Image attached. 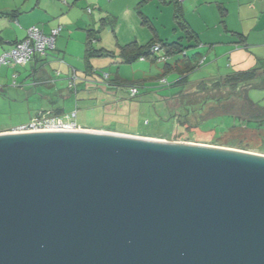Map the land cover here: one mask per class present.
<instances>
[{"label": "water", "instance_id": "water-1", "mask_svg": "<svg viewBox=\"0 0 264 264\" xmlns=\"http://www.w3.org/2000/svg\"><path fill=\"white\" fill-rule=\"evenodd\" d=\"M0 264H264V158L0 133Z\"/></svg>", "mask_w": 264, "mask_h": 264}, {"label": "rangeland", "instance_id": "rangeland-1", "mask_svg": "<svg viewBox=\"0 0 264 264\" xmlns=\"http://www.w3.org/2000/svg\"><path fill=\"white\" fill-rule=\"evenodd\" d=\"M37 1L10 0L8 3L15 4L20 11H25ZM46 5H49L50 13L55 14L53 20L57 22V26L61 25V16H66L70 22H79L80 25L70 28L62 22L64 31L61 35L66 34V38H72L69 43L74 47V54L84 53L85 45H81V41L86 37L88 30H92V45L97 53L107 50L111 54H95L88 62L86 56H67L66 60L78 69L79 77L75 88L69 86L65 72L59 74L61 76L57 74V65L52 69L56 83L49 89L38 78H35V82L26 83V76L31 72L30 66L28 69L20 65L0 67V75H4L1 79H5V82L0 81V84L5 85V91L0 93V130L8 129L0 133L30 122L41 110L62 107L64 112L61 116L65 121L74 120L84 130L152 138L182 145L197 144L235 149L264 157V127L258 130L241 127L221 131V126L224 125H218V122L224 119L221 118L223 116L213 118L225 111L215 109L213 101H209L202 110L195 109L189 114L184 112L181 124L176 118H168L171 110L166 101L167 97L179 94L185 89L174 84L180 75L174 70L166 71V64H173L179 58L182 60L183 51L173 54L167 60L148 57L133 63L121 61V46L130 43L128 41L123 44L122 39L130 40L129 34L134 33V37L141 36L142 41L146 40L143 45L155 36V30L163 40L174 41L180 38L183 33L178 25L174 3L162 0H67L65 4L62 0H40L41 9ZM38 11L39 7L35 12ZM115 17L118 18L116 23ZM134 18L138 21L135 22ZM117 33L120 42L117 40ZM182 45L188 55L197 51L196 46L188 47L186 40H182ZM164 52L162 49L156 56L160 57ZM246 53L248 56L240 66L248 70L255 66L257 58L247 51ZM221 65L228 70L232 69L227 67L225 59ZM213 68V62H207L204 58L201 67L191 73V84L210 76ZM7 70L10 72L7 73ZM15 75L18 76L14 77ZM161 78L166 82L161 83ZM111 82L124 83V86H113ZM131 82L137 84L140 91L134 98L130 97L129 89L125 86ZM246 94L253 102L264 106V78L248 87ZM238 104L240 107L241 103ZM74 111L77 112L76 117L71 116ZM235 112L240 114L237 110ZM112 114L121 121L131 116L148 120L149 125L141 122L138 127H130L116 122V119L110 120ZM142 129L160 130L167 137L145 136L139 133Z\"/></svg>", "mask_w": 264, "mask_h": 264}, {"label": "crops", "instance_id": "crops-1", "mask_svg": "<svg viewBox=\"0 0 264 264\" xmlns=\"http://www.w3.org/2000/svg\"><path fill=\"white\" fill-rule=\"evenodd\" d=\"M8 1L10 0H0V55L4 51L10 50L17 41L23 39L29 27L37 25L42 28L44 32L49 33L52 28L57 26V22L54 21L55 18H53L55 14L53 15L50 13L49 5L41 9L39 6L40 0L25 11L18 10L15 4L8 3ZM180 4L184 19L187 21L190 28L198 34L199 42L196 46L197 51L194 53H199V57L205 58L207 62L208 60L213 62L214 68L211 69L210 76L204 77V79L226 76L235 71L245 70L243 67L241 68L240 65L248 56L246 51L255 55L257 62L254 67L261 68L260 78H264L262 74L264 73V0H183L180 1ZM38 7L39 11L35 12ZM7 12H14L15 15L9 16L4 14ZM89 13L93 14L92 11H89ZM132 15L134 16V14ZM65 17L66 16L59 17L61 25L62 22L67 25V28L80 25L78 21L73 23L68 21ZM116 19L118 18L115 17V23ZM136 20L137 19H135V22ZM62 27L61 33L56 38L55 49L51 50L45 56H38L34 61L23 66L24 69H28L29 66L31 69V72L26 76V83L31 81L35 82V78H38L48 89L53 87L56 80H54L52 69H54L53 67L56 65L59 67V69L56 70L58 75H62L65 72L64 74L67 75L69 79L73 70L78 74V69L72 66L66 58L67 56L70 58L74 56L85 57L89 30L84 40L81 41V45H85L84 53L74 54V47H71L69 43L72 38H66V34L61 35L64 31V26L62 25ZM155 32V35L160 38L158 32L156 30ZM72 34L71 32V35ZM71 35L70 37H72ZM133 35L134 33L131 35L129 34L130 40L126 41V39H122L124 41L123 44L128 41H136L140 45L145 43L144 41L146 40L142 41L141 36L136 35L134 37ZM117 40L120 42L118 33ZM204 49L207 51L205 52ZM224 59L227 60V67H231L232 69L228 70L222 67L221 64H223ZM248 61H250V59ZM9 72L10 71L7 70V73ZM19 74L21 76V73ZM3 76L4 75H0V81L5 82V79H1ZM17 76L18 75H15L14 77ZM177 80H179V78ZM4 91L5 85L0 84V93ZM169 102L167 103L168 106ZM254 103L257 104L255 101ZM170 104L172 105L171 102ZM57 108L63 110L62 107ZM5 130L8 129H2L0 131Z\"/></svg>", "mask_w": 264, "mask_h": 264}, {"label": "trees", "instance_id": "trees-1", "mask_svg": "<svg viewBox=\"0 0 264 264\" xmlns=\"http://www.w3.org/2000/svg\"><path fill=\"white\" fill-rule=\"evenodd\" d=\"M164 2L174 3L176 5V18L178 19V25L180 30L182 31V35L178 40L169 41L158 38L155 35L147 44L140 45L138 42L133 41L121 46L120 57L123 63H133L137 60H140L142 57L148 58L153 57L155 60H164L172 57L173 54L177 52H182L184 58L182 60L176 59L173 64H166V71L168 70H176L179 74H181L179 80H177L174 84L182 86L185 90L181 91V93L176 94L172 97L167 98V103L169 102V110H171L168 118H176L177 121L181 122V116L185 114H189L195 109L202 110L210 103L209 101H213L216 105L215 109H224V113L221 115H216L213 119L221 117L223 120L218 122V125L223 124L224 127L221 126V131L226 130L228 128H248V129H262L264 127V107L254 103L246 94V90L251 85L255 84L257 80H260L261 76V68L253 67L248 70H240L232 72L226 76H219L215 78H207L198 81L195 84H191L190 75L197 68L201 67L203 57H199V53H194L192 55H188L186 51H184L182 40H186V42L190 46H197L199 42L198 34L196 31L190 28L187 21L183 17L182 8L180 1L177 0H162ZM6 15L12 16L15 15L14 12L4 13ZM177 30V29H176ZM92 30L88 31V40H87V49H86V59L87 62L90 60V57L95 56V54L103 55L104 53L111 54L110 51H100L97 53V50L94 49L92 45V40L94 36L92 35ZM93 36V37H92ZM244 43V42H243ZM159 44L161 46V50L164 49V54L160 57L156 56V53L151 52L152 46ZM90 68V64L88 65ZM260 78V79H259ZM111 85L115 86H124V83H114L111 82ZM125 86L130 89L132 86H135L139 90V86L135 83H127ZM186 87H188L186 89ZM140 91L135 96H130L131 98L136 97ZM130 94V92H129ZM201 97V98H200ZM169 100V101H168ZM240 107H239V104ZM235 110L239 111L235 112ZM54 113L57 115H62L63 110L61 108L53 109ZM243 115V116H242ZM185 116V115H184ZM116 119L112 114L110 120ZM134 117H128L127 119L121 121L118 118L115 120L119 121L130 127H138L139 123L144 122L148 123V120H142ZM228 121V123H227ZM181 124V123H180ZM145 136L166 138L160 130L158 131H148L147 129H142L140 132Z\"/></svg>", "mask_w": 264, "mask_h": 264}, {"label": "built area", "instance_id": "built-area-1", "mask_svg": "<svg viewBox=\"0 0 264 264\" xmlns=\"http://www.w3.org/2000/svg\"><path fill=\"white\" fill-rule=\"evenodd\" d=\"M67 3V0H62ZM183 1V0H177ZM62 25L54 27L49 33L43 31L37 25H33L27 29L26 36L17 41L15 45L8 51H4L0 55V66L26 65L34 61L38 56H45L50 50L55 49L56 38L62 31ZM161 51V46L156 44L152 46L151 52L157 53ZM145 57H142L144 59ZM160 59H164L161 57ZM204 60V59H203ZM202 60V62H203ZM108 76V75H106ZM78 74L75 70L69 76V86L76 87ZM161 83H165L164 78L160 79ZM138 88L132 86L129 89L130 96L138 93ZM77 112L72 113V117H76ZM82 126L78 125L74 120L65 121L61 115L54 113L53 109H45L36 113L26 124L19 125L11 129L12 133H35V132H59V131H79Z\"/></svg>", "mask_w": 264, "mask_h": 264}, {"label": "bare ground", "instance_id": "bare-ground-1", "mask_svg": "<svg viewBox=\"0 0 264 264\" xmlns=\"http://www.w3.org/2000/svg\"><path fill=\"white\" fill-rule=\"evenodd\" d=\"M82 132H86V133H106V132H98V131H90V130H79ZM119 135V134H117ZM131 138H137V139H142V140H147V141H152V142H162V143H170V142H166L163 140H157V139H152V138H143V137H136V136H128ZM173 145H182V144H175V143H171ZM183 146L186 147H195V148H207V149H214V150H219V151H225V152H231V153H238V154H245V155H252V156H259V157H263L260 155H256L253 153H248V152H244V151H239V150H235V149H228V148H218V147H212V146H205V145H197V144H183ZM264 158V157H263Z\"/></svg>", "mask_w": 264, "mask_h": 264}]
</instances>
